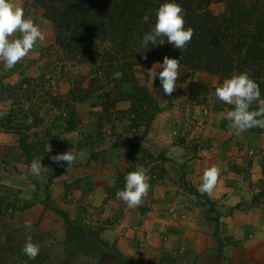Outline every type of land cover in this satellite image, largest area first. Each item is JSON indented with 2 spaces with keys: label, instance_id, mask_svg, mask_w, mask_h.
I'll return each instance as SVG.
<instances>
[{
  "label": "rangeland",
  "instance_id": "1",
  "mask_svg": "<svg viewBox=\"0 0 264 264\" xmlns=\"http://www.w3.org/2000/svg\"><path fill=\"white\" fill-rule=\"evenodd\" d=\"M15 2L26 11L23 0ZM211 10L220 14L224 5ZM25 16L45 39L11 70L0 63V264H121L123 248L101 237V220L113 223L102 214L111 203L127 207L116 192L138 166L150 190L139 207H127L133 223L156 210L168 225L127 249L162 252L137 264H264V129L236 136L228 127L233 106L215 96L226 78L181 67L178 87L166 96L162 68L149 72L159 60L138 67L135 83L123 84L135 96L112 106L105 77L96 84L86 67L85 82L97 91L79 101L69 90L83 67L51 46L50 23ZM71 149V167L51 160ZM34 159L49 168L43 181L30 172ZM213 165L221 174L209 197L197 189ZM28 236L41 249L35 260L22 253Z\"/></svg>",
  "mask_w": 264,
  "mask_h": 264
},
{
  "label": "trees",
  "instance_id": "2",
  "mask_svg": "<svg viewBox=\"0 0 264 264\" xmlns=\"http://www.w3.org/2000/svg\"><path fill=\"white\" fill-rule=\"evenodd\" d=\"M27 15L41 16L55 36L52 47L62 57L83 67L79 82L69 90L79 99L96 93L105 77L106 97L112 106L129 101L123 84H134L136 69L165 56L180 60L181 67L223 78L250 70L264 96V0H23ZM166 2L184 9L185 28L194 36L185 50L164 45H142L155 24L156 11ZM224 5L220 14L211 7ZM50 46V47H51ZM181 56L183 59H181ZM90 68L96 83L86 84L83 69ZM71 74L70 78L71 79ZM73 81V80H71ZM111 87V88H110ZM105 89V88H104ZM62 102V101H61Z\"/></svg>",
  "mask_w": 264,
  "mask_h": 264
},
{
  "label": "clouds",
  "instance_id": "3",
  "mask_svg": "<svg viewBox=\"0 0 264 264\" xmlns=\"http://www.w3.org/2000/svg\"><path fill=\"white\" fill-rule=\"evenodd\" d=\"M185 23L184 9L180 4L175 2L161 4L156 11L154 27L143 36L142 45L147 49L149 45H164L167 42L180 51L185 50L194 36V29L185 28ZM44 39L45 36L38 24L31 17L25 16L22 6L15 0H0V63L6 70L14 68L29 55L38 42ZM157 68H162L158 76L163 93L171 96L178 87L180 60L165 56L162 64H154L149 72ZM215 96L221 102L233 106L224 118L229 122L228 127L236 136L252 128L264 129V98L261 96L259 84L251 78L250 70L224 79L222 84L215 88ZM254 104L257 105L255 110L252 109ZM41 160L32 161L30 172L43 181L49 168L42 166ZM51 160L58 165L65 162L71 167L77 162V155L71 149L51 156ZM220 174L221 170L218 166L206 168L202 175V183L197 190L212 197ZM124 180V189L116 192V198L123 201L129 209H135L143 203L149 193L150 177L143 167L138 166L136 170L128 172ZM32 226L31 220L24 221L27 231L31 232ZM40 252V246L33 243L32 237L28 236L22 247V253L29 260H35Z\"/></svg>",
  "mask_w": 264,
  "mask_h": 264
},
{
  "label": "crops",
  "instance_id": "4",
  "mask_svg": "<svg viewBox=\"0 0 264 264\" xmlns=\"http://www.w3.org/2000/svg\"><path fill=\"white\" fill-rule=\"evenodd\" d=\"M104 213L102 214L103 220H108L109 218H112L111 225H106L102 220L101 223L103 226H105V229L102 231V239H105L109 242H118L119 245L123 248V251L125 252H119V262L121 264H137L139 261L149 262L152 259H155L159 253L162 252H136L134 248L132 249L133 252H126L127 249L131 250L132 243L136 241V239L142 238L145 236V234L149 233V235L160 236L161 234H164V230L166 229V226L168 225L167 222L162 223L161 220L159 221L158 215L156 214V210H153L149 213H147V217L145 220L140 221L138 224L133 223V219L135 218V215L133 212H129V209L124 206H118L114 204H109L106 206V209H103ZM143 222V224L141 223ZM189 223V222H188ZM195 223V222H194ZM95 224V223H94ZM190 225V224H189ZM169 229V227H168ZM189 230V227L187 228ZM170 231L171 228H170ZM264 231V230H262ZM153 232V234H152ZM191 234H195L194 232H191ZM179 234V233H178ZM263 235V232L261 233ZM173 235V234H172ZM186 235H188L186 233ZM192 235V236H193ZM189 236V235H188ZM147 237V235H146ZM173 237H176L173 235ZM178 238V237H177ZM187 239V238H184ZM155 241H161L160 237L159 240L156 238L153 239ZM154 245V244H153ZM253 247V245L251 244ZM192 246H189V248H193ZM196 247H198L196 245ZM199 252L202 253L203 250L198 249ZM124 258L125 261L121 260L120 258ZM143 264V263H142Z\"/></svg>",
  "mask_w": 264,
  "mask_h": 264
}]
</instances>
